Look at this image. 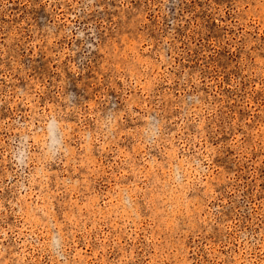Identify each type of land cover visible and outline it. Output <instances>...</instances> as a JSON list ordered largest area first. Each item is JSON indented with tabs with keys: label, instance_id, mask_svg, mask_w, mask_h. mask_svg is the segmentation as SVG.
<instances>
[{
	"label": "rangeland",
	"instance_id": "374dc122",
	"mask_svg": "<svg viewBox=\"0 0 264 264\" xmlns=\"http://www.w3.org/2000/svg\"><path fill=\"white\" fill-rule=\"evenodd\" d=\"M0 264H264V0H0Z\"/></svg>",
	"mask_w": 264,
	"mask_h": 264
},
{
	"label": "clouds",
	"instance_id": "9594fccd",
	"mask_svg": "<svg viewBox=\"0 0 264 264\" xmlns=\"http://www.w3.org/2000/svg\"><path fill=\"white\" fill-rule=\"evenodd\" d=\"M55 131H56L55 122H51L49 124V135H50L51 143L53 146H55V144L57 143Z\"/></svg>",
	"mask_w": 264,
	"mask_h": 264
}]
</instances>
